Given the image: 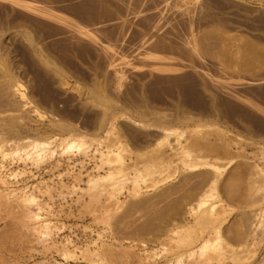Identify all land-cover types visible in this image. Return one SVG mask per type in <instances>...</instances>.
<instances>
[{"label": "rangeland", "instance_id": "rangeland-1", "mask_svg": "<svg viewBox=\"0 0 264 264\" xmlns=\"http://www.w3.org/2000/svg\"><path fill=\"white\" fill-rule=\"evenodd\" d=\"M0 264H264V0H0Z\"/></svg>", "mask_w": 264, "mask_h": 264}, {"label": "bare ground", "instance_id": "bare-ground-1", "mask_svg": "<svg viewBox=\"0 0 264 264\" xmlns=\"http://www.w3.org/2000/svg\"><path fill=\"white\" fill-rule=\"evenodd\" d=\"M85 34V32H82ZM109 137V135H107ZM66 145H65V151L70 150H82L87 147V143L78 138L74 139H66ZM48 143L45 142H36L34 146L36 148H44L47 146ZM158 145H164L166 144L168 149L166 151V156L168 157H174L179 156L182 161L184 162L185 166L190 170H195L201 167H212L214 169H218V166L214 162H209L208 157L213 153V146L211 144H207L204 146L205 149H207V153L203 152V146H199L197 148H193L191 146H188L187 142L183 143L181 142L180 138L177 137L175 139V142H170L169 137L166 136L164 139L157 142ZM115 147V160L110 161L107 160L106 162L109 164L110 169L106 176H102V181H107L109 179H112L115 174H125L126 168L125 163L122 158V151L127 149V145L123 142V140L118 139L115 141V143L112 145ZM111 146H108L110 148ZM153 149L152 151H154ZM108 153L111 151L110 149L107 150ZM205 153V154H204ZM102 156L105 157L107 154L102 152ZM216 157V156H215ZM163 159V158H161ZM153 164L145 166V170L148 171L150 167H152ZM143 177V171H137L134 175V179H139ZM217 181L216 177L214 178L212 184H215ZM29 201H33L34 197H31L28 199ZM206 202L205 198L200 199V204H204Z\"/></svg>", "mask_w": 264, "mask_h": 264}]
</instances>
